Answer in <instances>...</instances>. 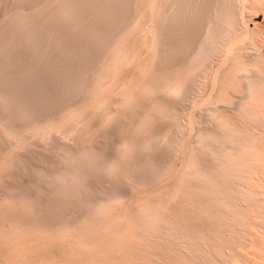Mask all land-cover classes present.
Instances as JSON below:
<instances>
[{"label":"rangeland","instance_id":"1","mask_svg":"<svg viewBox=\"0 0 264 264\" xmlns=\"http://www.w3.org/2000/svg\"><path fill=\"white\" fill-rule=\"evenodd\" d=\"M59 1L0 0V27ZM116 8L117 50L0 108V264H264V0Z\"/></svg>","mask_w":264,"mask_h":264},{"label":"bare ground","instance_id":"2","mask_svg":"<svg viewBox=\"0 0 264 264\" xmlns=\"http://www.w3.org/2000/svg\"><path fill=\"white\" fill-rule=\"evenodd\" d=\"M120 1L61 0L57 2L55 7L48 9L45 13L42 11L41 14H36L32 18L16 17L10 25L1 26L0 108L5 111L8 108H21L23 113L31 115L38 108H45V105L50 102L53 95L64 88L68 75L72 74L73 78L77 76L75 69L72 70V67L74 63L78 64L82 61H76L75 58L83 60L88 56L94 57L95 54L92 55L93 48H98V53L100 51L101 53L104 51V53L100 57L98 55L95 56L96 60L93 62L95 64L100 61L102 56L110 55L112 51L117 50L124 34L120 33L122 30L120 23L115 25L114 20L118 13L116 6ZM6 5L10 12L19 6L24 9L27 6L24 0H21V2L19 0H7ZM133 5L131 4V7ZM100 21L112 24V27L109 30L103 29L101 25H98ZM130 28L127 30H130ZM91 49L93 50L90 51ZM119 52L115 56H118ZM82 64L89 66L91 62L86 60ZM115 65L116 63H114ZM113 70L115 71V68ZM97 78L98 81L93 82L95 87L101 77L98 75ZM75 86L77 89L82 88L83 90L85 88L73 84V87ZM102 99L104 100V98ZM85 104L87 105L88 102ZM66 107L67 109L63 113L66 118H70L71 115L68 116L67 113L75 111L74 108H77L78 105L68 104ZM73 114L76 115V113ZM66 118L61 117L63 121H66ZM61 119L55 122H61ZM27 129L29 130L30 128L27 127ZM10 151L12 152L11 149ZM128 151L131 153V147H129ZM41 171V169L37 170L28 167L18 169L17 174L21 178L29 180L33 179ZM7 174L10 175L11 173L9 174L8 172ZM12 176H10V179ZM6 178H9V176ZM3 181L1 180V182ZM4 182L6 183L7 181ZM11 186L9 184L7 188L9 189ZM6 230L8 229L6 228Z\"/></svg>","mask_w":264,"mask_h":264}]
</instances>
